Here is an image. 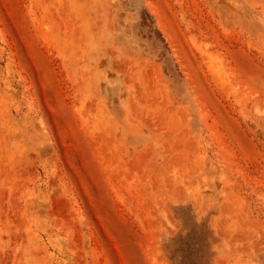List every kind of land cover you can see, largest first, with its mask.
Listing matches in <instances>:
<instances>
[{
  "label": "rangeland",
  "instance_id": "obj_1",
  "mask_svg": "<svg viewBox=\"0 0 264 264\" xmlns=\"http://www.w3.org/2000/svg\"><path fill=\"white\" fill-rule=\"evenodd\" d=\"M0 264H264V0H0Z\"/></svg>",
  "mask_w": 264,
  "mask_h": 264
}]
</instances>
